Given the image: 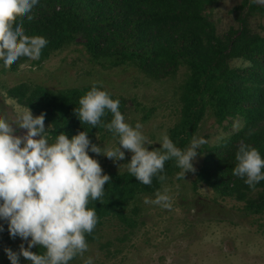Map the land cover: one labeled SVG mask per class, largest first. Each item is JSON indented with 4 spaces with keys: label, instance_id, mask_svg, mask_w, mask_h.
I'll return each mask as SVG.
<instances>
[{
    "label": "trees",
    "instance_id": "obj_1",
    "mask_svg": "<svg viewBox=\"0 0 264 264\" xmlns=\"http://www.w3.org/2000/svg\"><path fill=\"white\" fill-rule=\"evenodd\" d=\"M210 3L211 0H41L33 9V20L19 19L27 35L44 36L49 41L40 60L74 44L82 36L86 39L84 47L89 60L96 65L135 66L152 78L162 71L174 77L180 67L186 66L190 73L180 90L182 116L180 128L174 131V142L182 147L208 108L220 123L228 116H241L244 127L210 149L200 175L217 191L245 201L247 213L261 214L264 181L252 189L232 172L240 143L250 144L264 156V37L252 34L242 14H239L243 25L240 30L233 27L227 35H218L206 12ZM243 5L249 6V13L264 15V5L251 0H245ZM237 57L248 59L253 63L252 69L232 67L231 60ZM27 60L22 57L8 69H17ZM92 86L50 89L23 82L11 87L9 95L39 115L45 113V121L53 127L50 132L53 139L60 132L71 138L88 131L92 142L97 143L98 133L105 138L109 131L83 125L75 112L79 99ZM109 92L120 100V110L126 115V100ZM111 118L109 113L103 119L107 123ZM176 168L174 161L166 162V179L154 177L151 185L140 183L129 172H104L111 180L105 184L102 202L93 201L89 205L95 208L99 223L87 237L88 242L98 238L108 217L135 226L136 219L126 212L131 202L139 194L160 191ZM257 189H260L258 196L251 197ZM32 251L39 254L43 249L33 247Z\"/></svg>",
    "mask_w": 264,
    "mask_h": 264
},
{
    "label": "rangeland",
    "instance_id": "obj_2",
    "mask_svg": "<svg viewBox=\"0 0 264 264\" xmlns=\"http://www.w3.org/2000/svg\"><path fill=\"white\" fill-rule=\"evenodd\" d=\"M244 2L230 0L226 4L225 0H211L207 5L206 12L218 35H227L233 27L240 30L243 25L239 14H242L252 34L264 37V15L249 13V6H244ZM85 40L79 36L74 44L58 50L49 58L27 60L17 69L0 67V114L14 118L29 108L9 95L11 87L23 82L50 89L99 85L126 100L127 122L134 126L139 121L144 134L155 142L148 146L149 150L161 147L158 140L165 133L174 142V131L180 128L182 116L180 90L190 70L182 66L174 77H168L162 71L152 78L135 66L96 65L89 60ZM231 65L250 70L253 63L237 57L231 60ZM29 109L34 116L39 115ZM45 126L47 129L52 125L45 121ZM243 127L241 116H228L220 123L208 108L187 142L182 147L176 143L184 149L193 136L207 140L194 161L195 172L189 171L185 179H177L181 169L176 168L164 182L160 191L169 189L172 208L164 210L159 206L145 205V197L155 199V193L139 194L126 210L137 224L131 227L117 217H108L100 227L98 238L89 242V251L71 264H84L89 255L94 257L95 264H264V212L247 213L245 201L217 191L200 175L210 149ZM25 131L21 129L18 134ZM184 136L187 138L186 134ZM117 140L111 132L105 138L98 133L96 144L115 147ZM125 153L124 160L115 162L103 154L97 156L90 152L89 155L98 159L104 172L126 173L132 153L127 150ZM259 191H253L250 196L256 198ZM0 223H4V231L0 232V264H11L5 248L18 252L23 241L19 237L13 239L7 223ZM23 243L27 246V242ZM25 261L21 256V264Z\"/></svg>",
    "mask_w": 264,
    "mask_h": 264
},
{
    "label": "clouds",
    "instance_id": "obj_3",
    "mask_svg": "<svg viewBox=\"0 0 264 264\" xmlns=\"http://www.w3.org/2000/svg\"><path fill=\"white\" fill-rule=\"evenodd\" d=\"M40 2L0 0V67L9 68L22 57L40 59L49 41L44 36L27 35L19 19L33 20V9ZM251 3L264 4V0ZM75 112L83 125L111 132L118 138L117 146L93 143L88 131L71 138L60 132L53 140L49 135L52 126H45L46 114L34 116L29 108L14 118L0 114V221L7 223L13 239L19 237L27 242V246L21 243L18 252L5 248L11 264H21V256L28 264H71L89 251L87 237L99 223L95 208L89 205L102 202L105 184L111 180L90 152L114 162L125 159V150L131 152L128 172L140 183L151 185L154 177L166 179L165 164L170 160L181 169L177 179L195 172L198 151L207 144L205 138L193 136L188 147L181 149L165 133L158 140L161 147L149 150L148 146L155 142L144 134L143 125L139 121L134 126L127 122L120 100L102 86L93 85L79 99ZM109 113L112 118L105 123L103 118ZM21 129L26 130L22 135L18 134ZM235 161L232 174L250 188L264 181V156L257 148L240 143ZM144 204L170 210L169 189L157 191L155 199L145 197ZM2 231L4 223H0ZM33 247L43 252L37 254ZM84 264H95L94 257L87 256Z\"/></svg>",
    "mask_w": 264,
    "mask_h": 264
}]
</instances>
